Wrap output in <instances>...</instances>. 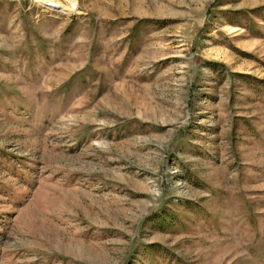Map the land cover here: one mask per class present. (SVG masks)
<instances>
[{
    "label": "rangeland",
    "instance_id": "374dc122",
    "mask_svg": "<svg viewBox=\"0 0 264 264\" xmlns=\"http://www.w3.org/2000/svg\"><path fill=\"white\" fill-rule=\"evenodd\" d=\"M0 264H264V0H0Z\"/></svg>",
    "mask_w": 264,
    "mask_h": 264
}]
</instances>
